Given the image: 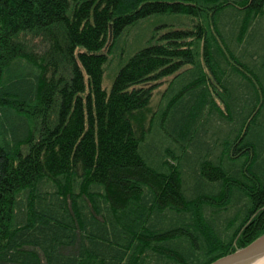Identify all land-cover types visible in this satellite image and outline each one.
<instances>
[{"label":"trees","instance_id":"1","mask_svg":"<svg viewBox=\"0 0 264 264\" xmlns=\"http://www.w3.org/2000/svg\"><path fill=\"white\" fill-rule=\"evenodd\" d=\"M263 234L264 0H0V264H209Z\"/></svg>","mask_w":264,"mask_h":264},{"label":"rangeland","instance_id":"2","mask_svg":"<svg viewBox=\"0 0 264 264\" xmlns=\"http://www.w3.org/2000/svg\"><path fill=\"white\" fill-rule=\"evenodd\" d=\"M139 27L133 29L127 36L124 37L123 42L125 47L135 46L136 41L138 38H140L141 35L145 34V26L146 24L138 25ZM109 62L105 66L104 75L102 78V88L108 90L111 84V76L114 74L113 68H114V60L113 57L108 58ZM168 80V79H167ZM157 87L153 90V96H152V104L154 108L160 102V98H162V107H165L166 99L164 96V93L167 89V84L164 82L163 84L157 83ZM160 108V106H159Z\"/></svg>","mask_w":264,"mask_h":264},{"label":"water","instance_id":"3","mask_svg":"<svg viewBox=\"0 0 264 264\" xmlns=\"http://www.w3.org/2000/svg\"><path fill=\"white\" fill-rule=\"evenodd\" d=\"M264 256V234L247 246L216 259L209 264H246Z\"/></svg>","mask_w":264,"mask_h":264},{"label":"bare ground","instance_id":"4","mask_svg":"<svg viewBox=\"0 0 264 264\" xmlns=\"http://www.w3.org/2000/svg\"><path fill=\"white\" fill-rule=\"evenodd\" d=\"M246 264H264V256L257 258L253 260L252 262L246 263Z\"/></svg>","mask_w":264,"mask_h":264}]
</instances>
